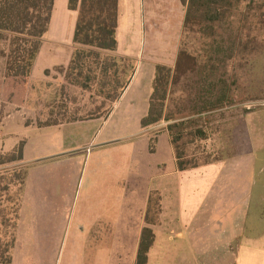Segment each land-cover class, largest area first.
<instances>
[{"label": "crops", "instance_id": "crops-1", "mask_svg": "<svg viewBox=\"0 0 264 264\" xmlns=\"http://www.w3.org/2000/svg\"><path fill=\"white\" fill-rule=\"evenodd\" d=\"M144 1L118 0L114 53L133 59L137 70L107 116L28 122L33 112L19 102L16 86L10 89L0 56V151L24 140L22 163L29 166L11 264H137L144 228L154 234L146 264H264V161L257 148L180 170L168 122L142 126L158 64L140 57L133 26ZM76 20L68 0H54L29 86L69 64ZM176 59L159 63L174 68ZM154 192L160 212L148 222Z\"/></svg>", "mask_w": 264, "mask_h": 264}, {"label": "trees", "instance_id": "trees-1", "mask_svg": "<svg viewBox=\"0 0 264 264\" xmlns=\"http://www.w3.org/2000/svg\"><path fill=\"white\" fill-rule=\"evenodd\" d=\"M181 2L185 6V34H193L199 46L205 48V54L203 57L190 51L184 43L174 68L156 64L149 110L141 123L145 127L162 119L168 122L178 168L186 170L219 158L206 155L200 161L185 160L187 153L182 149L185 144L179 142L208 140L210 129L202 117L236 103L235 81H228L224 74L217 81H208L206 76L213 77L220 68L210 64H223L232 59L237 48L252 52L259 47L264 52V0ZM68 6L77 11V20L71 59L67 67H59L65 80L83 90L91 91L96 86L98 95L117 101L137 70L133 59L114 53L118 48V0H69ZM53 7L54 0H0V56L6 58L5 76L11 81L10 89L16 86L17 95L28 82L42 39L49 29ZM12 94L7 96L8 100L13 98ZM101 116L68 117L38 126ZM24 145L22 140L11 151H0V166H5L0 170V264L12 262L29 169L22 163ZM155 147L156 137L151 139L152 152ZM159 212L160 198L154 192L149 199L146 220L153 222ZM153 240L152 229L144 228L137 264H146Z\"/></svg>", "mask_w": 264, "mask_h": 264}, {"label": "rangeland", "instance_id": "rangeland-1", "mask_svg": "<svg viewBox=\"0 0 264 264\" xmlns=\"http://www.w3.org/2000/svg\"><path fill=\"white\" fill-rule=\"evenodd\" d=\"M68 9L76 11L69 6ZM132 18L139 35L138 48H142L141 58L173 65L184 43L190 51L204 57L205 48L199 46L193 34H185V6L181 0H145L137 7ZM246 51L237 48L232 59L223 64H210L220 68L213 77L206 76L208 81H217L224 74L228 81L236 82V103L202 117L210 129L208 140L188 143L184 139L179 142L180 145L185 144L182 146L187 153L185 160L195 158L200 161L206 155L218 158L236 152H248L252 151L253 145L264 161V52L259 47L252 52L249 49ZM59 67L67 65L54 66L46 72V79L34 82L31 86L27 82L19 91V102L27 104L33 112L28 121L39 125L68 117L106 116L114 102L98 95L96 86L90 91L68 84ZM262 170L264 181V166ZM261 206L264 210V195Z\"/></svg>", "mask_w": 264, "mask_h": 264}]
</instances>
